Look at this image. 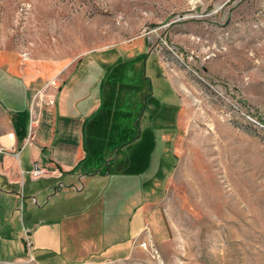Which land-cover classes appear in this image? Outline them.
Segmentation results:
<instances>
[{
    "label": "rangeland",
    "instance_id": "1",
    "mask_svg": "<svg viewBox=\"0 0 264 264\" xmlns=\"http://www.w3.org/2000/svg\"><path fill=\"white\" fill-rule=\"evenodd\" d=\"M76 78L122 144L82 192L59 182L35 201L19 171L18 194L0 192V264H38L40 218L71 240L113 227L128 248L70 264H264V0H0V111L26 132L36 111L35 143Z\"/></svg>",
    "mask_w": 264,
    "mask_h": 264
},
{
    "label": "crops",
    "instance_id": "2",
    "mask_svg": "<svg viewBox=\"0 0 264 264\" xmlns=\"http://www.w3.org/2000/svg\"><path fill=\"white\" fill-rule=\"evenodd\" d=\"M81 83L79 78H76L71 85H65L59 92L56 104L41 113L40 124L45 121L49 129L45 136H37L35 143L29 144L32 149L27 160L21 159L20 151L24 147L23 139H19V132L23 128L22 123L27 122L28 117L23 118L19 111H7L8 107L1 99L5 111H0V147L7 149L5 152H0V192L4 193V196L12 198V194H18L17 188L21 185L18 172L27 171L33 162L50 168H58L62 173L60 178L43 177L40 179H32L27 173L24 174L31 183L28 191L35 201H38L36 194H44L49 189L57 193L70 186L82 192L90 182L88 180L99 175L97 163L94 159H89L85 137L87 122L101 108L102 100L96 96L97 91L91 93L93 97L89 101L87 98H84L86 100L84 102L80 97L75 98L74 96H80L84 90ZM85 92L86 95L83 92L81 97H87L88 92L86 90ZM20 117L23 119L22 122L18 119ZM12 131L16 133L15 138L8 136ZM59 182H64L66 186L59 188L57 185ZM136 214L129 222L130 241L140 231L145 217L144 209H139ZM32 223L33 242L30 239V243L37 253L36 256L33 251L32 257L38 264H70L80 259H87L90 262L111 260L128 252V248L123 247L119 240H115L117 236H114L112 232L113 227L110 232H101L97 237L84 235L82 238L77 234L71 240L67 237L69 235L64 233L62 223L58 219L40 218L33 220ZM75 229L76 233L81 232L80 227H75ZM7 235L9 236L7 240L13 241L14 235Z\"/></svg>",
    "mask_w": 264,
    "mask_h": 264
},
{
    "label": "trees",
    "instance_id": "3",
    "mask_svg": "<svg viewBox=\"0 0 264 264\" xmlns=\"http://www.w3.org/2000/svg\"><path fill=\"white\" fill-rule=\"evenodd\" d=\"M105 110L104 107L101 106L97 113L92 116L88 122H87V137L92 136V140L90 138L88 139V145L89 148L87 149L88 156L90 160H95L97 163V167L100 166V162L102 160L103 155L106 153V149L108 146L112 147V145H116L117 147L121 146L122 141H117L111 138L108 134V122L112 119L110 116H112V111L108 109V111ZM21 118V117H20ZM18 118L21 122L23 119ZM107 121V123H106ZM22 130L19 132V139L22 140L26 135V127L27 123H22ZM112 135V134H111ZM117 136V135H116ZM104 138L106 140H104ZM102 143H101V142ZM90 143V144H89ZM100 168V167H99Z\"/></svg>",
    "mask_w": 264,
    "mask_h": 264
},
{
    "label": "built area",
    "instance_id": "4",
    "mask_svg": "<svg viewBox=\"0 0 264 264\" xmlns=\"http://www.w3.org/2000/svg\"><path fill=\"white\" fill-rule=\"evenodd\" d=\"M54 101H55L54 99H50L51 103H54ZM30 113L31 114L28 124V130L25 137L23 138V147L34 143L33 135L37 131L40 122V117H38L39 115L36 114V111H30ZM8 136L10 138H15L16 134L15 132H10ZM5 151H6L5 147L1 146L0 152H5ZM22 173L23 175L27 173L32 179H40L43 177L60 178L62 176V173L58 168H50L38 162H33L31 168L28 169L27 171L22 170Z\"/></svg>",
    "mask_w": 264,
    "mask_h": 264
}]
</instances>
